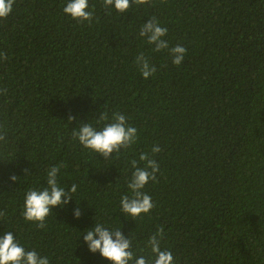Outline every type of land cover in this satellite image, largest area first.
<instances>
[{
  "label": "trees",
  "instance_id": "trees-1",
  "mask_svg": "<svg viewBox=\"0 0 264 264\" xmlns=\"http://www.w3.org/2000/svg\"><path fill=\"white\" fill-rule=\"evenodd\" d=\"M0 264H264V0H0Z\"/></svg>",
  "mask_w": 264,
  "mask_h": 264
}]
</instances>
